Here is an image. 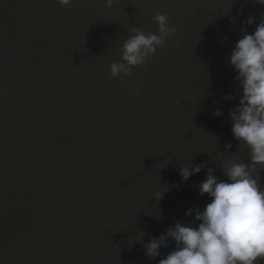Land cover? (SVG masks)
<instances>
[{
	"label": "water",
	"instance_id": "water-1",
	"mask_svg": "<svg viewBox=\"0 0 264 264\" xmlns=\"http://www.w3.org/2000/svg\"><path fill=\"white\" fill-rule=\"evenodd\" d=\"M157 12L176 34L146 70L111 77L128 29L157 33ZM261 13L251 0H0V264H157L170 252L149 259L135 237L192 221L207 169L223 180L224 162H248L230 131L228 57ZM201 163L181 183L180 167Z\"/></svg>",
	"mask_w": 264,
	"mask_h": 264
},
{
	"label": "clouds",
	"instance_id": "clouds-1",
	"mask_svg": "<svg viewBox=\"0 0 264 264\" xmlns=\"http://www.w3.org/2000/svg\"><path fill=\"white\" fill-rule=\"evenodd\" d=\"M251 2L264 6V0ZM56 3L66 8L71 0H56ZM104 3L111 7L113 0ZM253 19L249 15L241 24L252 25ZM152 20L157 33L145 34L137 27L128 29L130 35L121 44L119 62L109 66L111 77L128 76L136 67L146 70L153 54L176 34L166 15L157 12ZM229 23L234 24V18ZM239 31L228 57V65L235 73L233 80L238 82L230 92H238L239 100L228 115L232 137L247 149L248 162H224L222 171L226 179L223 180L213 174L212 168L207 169L205 178L196 187L198 195L206 194L208 202L202 210L197 207L184 212L185 217L193 216L192 221H176L147 242L142 239L143 233L135 237L149 259L160 256V248L173 246L157 264H256L258 258L264 259V186L258 184L259 175H253L264 168V13L251 34L243 27ZM223 42L221 38L220 43ZM138 92L139 88L131 95L135 97ZM232 98L231 94L223 97ZM213 115L221 116L222 112L216 109ZM229 147L225 144L226 150ZM202 168L203 163L180 167L181 183ZM167 190H157L156 199Z\"/></svg>",
	"mask_w": 264,
	"mask_h": 264
}]
</instances>
